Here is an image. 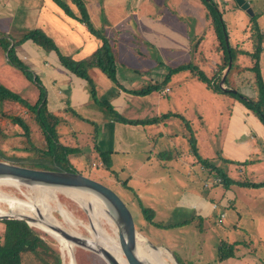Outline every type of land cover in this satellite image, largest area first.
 Masks as SVG:
<instances>
[{"label":"rangeland","instance_id":"1","mask_svg":"<svg viewBox=\"0 0 264 264\" xmlns=\"http://www.w3.org/2000/svg\"><path fill=\"white\" fill-rule=\"evenodd\" d=\"M70 1L66 0L65 2L70 3ZM84 1L91 7L90 13L94 18L92 20L94 27L99 29L103 34H107L108 32L109 24H107V21H111L112 15H136L135 10L138 11V5L140 3V0ZM150 1L152 2L154 0ZM167 1L166 4H168ZM216 1L218 8L225 14L228 30L231 29V34H235L237 31L233 29L237 28L240 22L239 16L235 14L239 12L245 15V17H247V14H243L242 10L237 8L238 6L235 4V0ZM248 1L251 3L257 15L254 21L256 20L258 27L264 29V0ZM46 2L50 5L51 0H20L17 3L11 2V0H0V15L8 16L7 19H0V71L6 76L4 79L0 74V80L9 88H12L16 92L18 91L21 96L27 98L32 104L35 103L38 97V88L31 82L32 80L27 79L30 85L22 90L21 83H17L16 79L11 78L5 71V67L3 66L10 65V63L4 43L7 40H15L17 42L15 52L18 54L24 42L22 38L33 29L39 28L34 26L37 19L36 15L43 14L46 9ZM157 2L161 6V9L158 8V5L156 8V4L152 3V5L160 12L163 9V0H157ZM201 2L204 3L203 0ZM53 3L55 2L53 1ZM42 4L43 8H41ZM70 6L73 9L71 3ZM45 14L51 15V8L47 9ZM54 15H60V13H54ZM248 19L251 20V18ZM7 23L14 28L10 30L12 31L11 35H9L10 33L6 34V29H3V25ZM63 23H65V20ZM120 23L119 27H125L124 21H120ZM65 25L67 24L63 26ZM253 25L254 23L246 29V33L241 35L242 43L239 44L240 48L245 46V49L246 47L254 45L252 36L255 35V28ZM59 30L55 31V38L58 41L61 38ZM19 31L21 33H16ZM138 33H140L138 29H131L123 32L120 35L121 37H119L121 44L125 46V50H123L125 54L118 52L120 63L129 66L131 64L132 70H135L136 75L140 76L136 78V83L132 90L144 89L157 82L156 77L160 78L162 74L166 75L170 69L174 70V68L184 66L188 62L186 57L188 53L179 50L181 47L164 45L161 48H155L149 43L145 35ZM119 38L117 39L119 40ZM125 38L128 41H124ZM19 40L22 41L18 42ZM89 44L94 49L85 56L70 55L63 47H60L59 50L64 55L72 56L76 60H82L92 55L96 51L95 49L102 44V40L94 37L93 42ZM47 53L49 56H52V52ZM150 59L153 60V63L149 61ZM262 59V62H264V58ZM26 64L31 71L35 70H33L29 62H26ZM119 72L117 79L121 80V67H119ZM178 72L179 75L177 77H175L176 75L172 76L171 81L168 82L171 91H162V96L166 95V97L161 102L156 98L155 92L145 96L132 93L130 105H126L121 110L116 109L111 103L110 96L106 95L104 97L108 102L110 101L113 109H116V113L120 117L125 118H122L123 121L141 120L145 122L144 125L147 133L152 139L150 140L152 144L157 145V149L152 154V157H149L150 155L142 153L144 151L138 149V158L144 162L143 168L137 167L136 159L128 153L122 154L120 151L110 152V150H106V147H110L106 144L101 147L99 152H97V149H99L98 146L97 149H92L94 151H89L88 147L92 142L95 145H99L96 137L97 129L94 124L73 115L72 118H70V115H67L69 118L66 119L62 117L59 111H54L62 117L63 123L61 130L68 132L67 141L71 138L68 142L72 145L76 143L79 146V151H74L76 147L72 148L74 152H71L70 156V169L73 172H78L100 182L118 193L129 206L138 232L147 236L148 241L153 245L158 247L162 246L168 251L169 257L166 258V261L169 264H264V186L258 187L255 184L244 186L237 183L238 181H248L251 183L264 182V148H261L259 143V132L255 129L251 130L252 133L247 135V139L255 145L251 150L252 154L249 152L247 157L237 159L239 161L238 163H241V167L235 163L226 164L228 160L227 155H229L228 157L233 158V156H236L237 158V155H235L236 150L230 151L228 148L226 151L224 149V140L232 114L231 106L233 101L229 96H224L223 94L207 89L202 83L191 77V71L180 70ZM89 74L91 77L96 78L94 80L95 96L102 99L100 96H103L105 91L109 92L108 88L110 86L114 87V84L111 82L112 80L99 68L90 69ZM248 83H251V81ZM33 87L36 89L35 91ZM117 89H119L118 86ZM4 109H7V107L5 106ZM104 109L109 114L108 108L104 106ZM159 116L163 117L160 122H151L153 118ZM123 121L119 122L122 123ZM27 122L33 132L31 136L32 140H42L44 136L37 123L30 119ZM260 123L262 122L260 121ZM256 124H259V122L257 121ZM260 129L259 131L262 134L261 131L264 128ZM16 131L17 129L15 128L13 132L15 133ZM91 132L94 133L91 134ZM251 134L253 137L250 139L249 136ZM76 135L77 141L74 137ZM120 135L118 137L119 140L121 139V145L123 143L125 145L132 144L133 135L129 130L122 132ZM242 135L246 136L244 133ZM181 137L186 138L187 142L178 141ZM192 138H194L193 144L195 145L193 150L197 153L199 159L209 162L213 158L217 161L221 160L220 164L222 165L219 166L223 168L228 167L230 177L236 181V183H233L227 189L229 193L234 192L237 196L236 210L227 209L225 218L220 217L217 210L211 217H204L197 214L193 203L190 204L191 197L185 194L193 185L192 182L198 181L197 177L201 180L198 182L202 184L205 177H202L203 179L201 178L202 167L200 163L194 167V173L189 172L187 165L174 163L180 149L178 147L174 149L172 147L173 144L169 140L178 142L176 145L181 146V151H184L187 156V154H192V147H190ZM62 141L64 142V140ZM11 142H14V145L16 144L18 147L21 146V143L18 144L16 140H11ZM163 143H165L164 146ZM257 144L260 150H257ZM101 153H111V157L105 164H102L103 159L101 158ZM131 171H134L137 175H132ZM144 176H147L149 179H143ZM211 176L215 175L212 174ZM210 180L212 181L214 178ZM205 186H207V183H205ZM19 187L20 189L13 185H7L3 182L0 183V190L7 195H15L24 201L35 200L33 187L26 185ZM200 188L203 189V187ZM54 190L55 194L53 198L48 200L49 205L54 208L52 211L53 216L63 227L78 233L82 237L92 238L87 226L93 220V211L82 207L73 198L68 196L66 192L64 193L58 189ZM203 190L202 192L207 199L212 198L214 194L217 195V198H220L225 192L224 188L218 185L212 190ZM251 206L255 207L251 208ZM0 208L9 211V206L3 201H0ZM142 208H151L154 213L153 217L150 219L149 212H144ZM250 208L253 209L252 214H246L249 225H247V221L240 223L235 221L237 210L245 211ZM61 209L68 211L74 221L65 219ZM14 212L20 213V210L14 208ZM12 216H15L14 219H19L21 214ZM31 216L36 219V222H40L36 214ZM97 218L106 232L116 237V228L113 221V224H110L108 219L102 215L97 216ZM3 220V217L0 216V235L4 227ZM30 226L41 231V236L54 249L60 251L62 264H70V259L67 256L68 253L62 247L61 241L32 222ZM222 242L232 244V248L235 251L236 259L230 263L229 261L231 259H227L224 263L218 260L219 246ZM149 246V249L153 251L150 243ZM71 249L73 250L76 264H109L102 255L90 249L78 245H73ZM31 257L32 255H29L26 258L31 259Z\"/></svg>","mask_w":264,"mask_h":264},{"label":"crops","instance_id":"2","mask_svg":"<svg viewBox=\"0 0 264 264\" xmlns=\"http://www.w3.org/2000/svg\"><path fill=\"white\" fill-rule=\"evenodd\" d=\"M166 1L167 0H163V9L160 10V12L156 10L157 5L158 8L161 9V6L158 4L157 0H154L152 2L150 0H140V3L138 5V11L135 10L136 15H112L111 21L109 20L107 21V24H109V29L106 35L109 38L112 37L119 38L121 37L120 35H122L123 32L129 31L131 29L134 30L138 29L140 31V33L138 34L145 35L149 43H151V45L154 46L155 48L157 47L161 48L164 45L181 47L179 50L188 53V55L186 56L188 62L185 64L194 63L198 65L200 68L206 69L207 65L210 62L205 61V57H208L209 55L215 58L213 48L215 49L214 44L217 41V37L211 23V16H210L211 14L207 5L204 4L205 3L204 1H203L204 3H202L201 0H168L167 1L168 4H166ZM214 1L217 3L216 0ZM11 2L17 3L20 2V0H11ZM152 3L156 4L155 6L156 8L152 5ZM54 4L55 3H53L52 0L50 5H48V2H46V9L42 15H36L37 19L34 26L39 27L49 36H51L55 40L58 47L59 48L63 47V49L66 52H68L70 55L73 54V55L85 56L90 52H92L94 48L89 43H92L94 37L96 38V36L90 33V31L86 28L84 24L70 17L57 4L55 5ZM235 4L237 5V3ZM87 7L90 12L91 7L88 5ZM41 8H43V4L41 5ZM49 8H51V15H46L45 14L46 10ZM237 8L242 10L239 6ZM219 10L223 13V19L226 22L224 12L220 8ZM170 11H174V12H170ZM54 13L57 14L60 13V15H54ZM242 13L247 14L246 15L247 17H245V15H242L239 12L235 14L240 18V22L238 23L239 26L233 29L236 30L237 32L232 35L230 32L231 29L228 30L229 41L234 46L242 43L241 35L246 33V29L248 28V26L251 25L249 21L250 19L248 18H251L252 16L249 15L244 10H242ZM255 13L256 12L254 10V14ZM7 17L8 16L6 15H0V19L3 18L7 19ZM90 17L91 20L94 19L91 13H90ZM64 20L65 23H63ZM120 21L125 22V27L122 28L119 27L121 24ZM64 24L67 25L63 26ZM3 29H6L5 30L6 34L10 33L9 35H11L12 31L10 30H13L14 28L13 26H9L7 23L3 25ZM58 29H60L59 31L61 36L59 41L55 38V31H57ZM260 30L261 33L264 34V29L260 28ZM16 33H21V31ZM124 41H128V39L125 38ZM196 44L197 46H195ZM244 47L245 46H243V49ZM251 48L252 45L246 47L245 49L250 50ZM123 50H125V46L121 44L119 38L118 52H120L121 54H125ZM18 56L22 58V60L25 61V63L29 62L33 70L35 69L37 71L36 72L34 70L35 74L39 77L42 84L46 88L48 94L47 97L48 108L52 112L59 111L63 118L65 117L66 119H68L69 117L67 115H70V118L76 116L80 119L82 118L94 124V126L97 129L96 131L97 143L99 142L100 146L95 145L92 142L88 147L89 151H91L92 149H97L98 146L99 149H97V152H99L101 147L104 144H106L107 146H110V147H106V150H110V152L120 151L122 152V154L128 153L129 155L133 156L136 159L137 167L139 168L144 167V162L138 158L139 156L138 149L140 151H144L142 153L145 154L147 153L148 155H150L149 157H152V154L156 152L157 145L154 143L152 144L151 141L152 139L150 135L147 133L144 124L141 123L129 124L124 122L120 123L119 121H117V119H115L116 116H114L112 113H109L108 111L109 114H107L104 109V106L96 104L92 96L90 84L88 83V81L83 78L77 77L72 72L68 71L62 65L61 61L58 59V56L56 55L55 52L52 51V56H49V54L44 49L36 45L33 41L26 40V42L25 41L23 42L22 49L18 53ZM72 58L76 60V58L74 57ZM262 58H264V43H263V52L261 54V71H262V76L264 78V62H262L263 60ZM149 61L153 63V60L150 59ZM251 63H252L251 57L248 56L245 57L244 55L239 57V64L242 67L249 66L251 65ZM3 67H5V71L10 75L11 78L16 79L17 83L19 84L21 83L22 90H24L25 87L30 85L29 82L27 81V78L18 69L14 68L12 65L9 64ZM119 67L122 68V78L121 80H118L120 85L118 86L119 89H117L116 84L113 81H111L114 84V87L110 86L108 88L109 92L105 91L104 95L103 96L101 95L100 97H102V99H105L104 97L106 95L110 96L111 97V98L109 97L110 101L115 106V108L123 110V108L126 105H130V102L132 101V91H133L132 89H134L136 78L137 77L139 78L140 76L139 75L137 76L136 71L132 70L131 64L129 66L120 63V58L118 56L117 75L120 73ZM0 74L4 79L6 78L3 72L0 71ZM240 74L238 75L235 74L233 76L234 83L239 85L241 89H243V91L246 92L247 94L249 92H250L249 94H254L253 90L251 89L252 88L251 83L252 82L254 83L255 75L250 71H245L244 73H240ZM166 75L162 74L160 78L156 77V81L157 82L163 81ZM175 75H176L175 77H177L179 73ZM92 79L96 80L95 77L94 78L92 77ZM195 80L197 81V79ZM249 81H251V83H248ZM0 83L7 86L5 83L2 82V80H0ZM34 84L36 85V83ZM167 86L168 87L166 88V92L171 91L170 85L168 84ZM37 88H38V94H37L38 97L36 101L40 96V89L38 86ZM10 89L13 90L12 88ZM33 89L34 91L36 90L34 87ZM155 93H156V98L159 99L160 102L164 100L166 97V95L162 96L163 95L162 92H155ZM229 98L233 101L231 106L232 114L229 125L227 126V135L224 140V149L226 151L228 148L230 149V151L236 150L237 152L235 155H237V158L236 156H233L232 158V157H228L229 155H227L226 157L228 159L227 160L228 162L226 161V164L235 163V164H239V166L241 167V163H238L239 161H237V159H243L247 157L249 155V152L252 154L251 150L255 145L247 139V135L252 133L251 130H255V129L258 130L259 138H260L259 143L261 148H264V129L261 131L262 134L259 131L261 130L260 128H264V124L260 123L261 120L258 119V117L254 115L249 109H247L242 102L235 100L231 97ZM257 121L259 122V124H256ZM126 130H129L133 135L132 136L133 140L131 145L128 144L125 145V143H123L122 145L120 144V140H121V139L119 140V137L121 136L120 134L122 132H125ZM61 133L63 134V137L61 139L64 140V143L70 145L71 148L76 147V149L74 150L79 151L78 149L79 146L76 143L75 145H72L68 142L71 138L67 141L68 132L61 130ZM93 133L91 132V134ZM242 133H244L246 136H243ZM74 137L75 140L77 141L78 140L76 139L77 135ZM252 137L253 136L251 134L249 138L251 139ZM170 141L173 144L172 147H174V149H176L177 147L180 149V151L177 150L178 155L177 158H175L174 163L175 164L179 163L183 165L185 164L187 165L189 172L194 173L195 171L194 167L199 163L198 159L194 156L192 152H191L192 154L190 153L191 155L187 154L186 156L185 152L181 151L182 147L176 145V143L178 142L169 140V142ZM178 141L187 142L186 138H182V137L181 139H178ZM164 145L165 143H163V146ZM168 145L170 146L169 143ZM256 147L257 150H260L258 144L256 145ZM110 154H109V158L111 157ZM101 158L103 159V156H101ZM210 162L222 168L225 171V173L230 177L229 175L230 170L228 169V167L223 168L219 166L222 165L220 164L221 160L217 161L215 160V158H213L212 161ZM218 162L219 164H217ZM102 164H105L103 160H102ZM201 167H202L201 178L205 177L203 184L198 182L201 180L197 177L198 181H193L192 182L193 185L189 188V190H187L185 194L186 196L191 197L190 204L193 203V207L197 210V214H200L201 216L204 217H211L212 214L215 213V211L217 210L220 217L225 218L224 216H226L227 214L226 212L227 209H235L237 196L234 192L229 193L227 190L229 188L224 187V185L222 184L221 185L218 184V186L224 188L225 190L223 196L217 198V195L214 194L212 198L207 199L204 196L202 190L203 189L212 190L217 186V184L214 183L216 179L215 178L216 175L211 176L212 174L214 175L215 173L213 170L204 167L202 164ZM131 173L132 175L135 176L137 175L135 174L134 171H131ZM212 178L215 179L211 181L210 179ZM143 179L146 180L149 178L147 176H144ZM205 183H207V186H205ZM200 187H203V189H201ZM255 206H251V208ZM251 208L245 211L237 210L235 221L238 223L247 221V225H249L248 217L246 214L249 213L252 214L253 209ZM233 260H235V258H232L229 261V263L232 262Z\"/></svg>","mask_w":264,"mask_h":264},{"label":"trees","instance_id":"3","mask_svg":"<svg viewBox=\"0 0 264 264\" xmlns=\"http://www.w3.org/2000/svg\"><path fill=\"white\" fill-rule=\"evenodd\" d=\"M53 1L67 15L84 24L90 33L102 40V44L89 57L83 60H74L72 57L62 54L55 40L40 28L33 29L22 40H31L45 51L55 52L62 65L68 71L88 81L96 104L107 107L109 113L116 116L115 119L123 121L125 118L120 117L116 113L110 101L108 102L106 99H100L95 96L94 80L89 74L90 69L99 68L117 86H120L117 79L119 40L117 37L109 38L106 34H103L99 29L94 27L90 12L84 0H71L70 3L73 9L70 3L65 2L66 0ZM203 1L210 11L211 23L217 37V41L214 44L215 49L213 48L215 58L209 55L205 57V61L210 62L206 69L200 68L194 63L184 64V66L176 67L174 70L170 69L163 81L151 84L141 90H133L132 93L145 96L152 92L165 91L172 75L178 74L180 70H189L191 71V77L197 79L207 89L242 102L264 124V78L261 71L264 34L261 33L256 20L254 21L257 15L255 13L250 20L251 25L254 23L253 26L255 28V35L252 36L254 45L250 50L243 49L239 47V44L235 46L231 45L226 22L223 19V13L218 8V4L214 0ZM226 37H228V45L225 39ZM16 45L17 42L15 40H7L4 43L5 51L8 52V61L10 65L22 72L28 80L36 83L40 89V96L32 104L27 98L21 96L20 93L0 83V160H6L32 168L71 171L70 154L75 150L73 151L70 145L61 141L63 137L61 133L62 117L48 108L46 88L35 72L31 71L27 64L16 54ZM242 55L251 57V65L242 67L239 64V57ZM230 60L232 64L224 78L223 87L220 81ZM245 71H250L255 75V81L251 88L254 94H247L239 85L234 83L233 76ZM5 106L7 109H4ZM161 118L163 117H155L151 122L158 123ZM29 119L35 121L40 127L41 133L44 136L42 140H32L31 136L33 132L27 122ZM123 122L130 124L145 123L141 120H125ZM15 128L17 131L14 133L13 130ZM193 139H191L190 147H192V153L196 156L198 162L204 167L213 170L215 172L214 175H216L215 178L219 177L221 179V182L214 183L217 185L222 184L227 188L233 183H236L222 168L209 161L198 158L197 153L193 150L195 147ZM11 140H16L18 144L21 143V146L14 145V142H11ZM108 154H102L104 163L108 162ZM237 183L244 186L252 184L258 187L264 186V182L251 183L248 181H238ZM142 209L144 212H149L150 219L153 217L154 213L151 208H146L149 210ZM2 222L4 223V227L0 235V264H24V262L26 264H62L60 251L54 249L41 236V231L36 230L23 219H4ZM29 255H32L31 259L26 258ZM235 257L236 255L232 244L222 242L219 246L218 260L224 263L227 259L230 260Z\"/></svg>","mask_w":264,"mask_h":264},{"label":"water","instance_id":"4","mask_svg":"<svg viewBox=\"0 0 264 264\" xmlns=\"http://www.w3.org/2000/svg\"><path fill=\"white\" fill-rule=\"evenodd\" d=\"M237 5L249 15H254L253 7L248 0H235ZM228 45V37L225 38ZM231 60L225 73L220 81L223 86L224 78L231 67ZM235 91V90H234ZM16 181L28 187L44 186L53 189H69L84 193L93 194L100 199L102 204L108 208V212L116 228V237L119 245V255L125 259L126 264H155L153 262V252L147 247V258H144L139 253L140 237L142 235L138 232L135 224L133 214L127 203L116 193L112 188L93 180L85 175L73 171L63 170H47L32 168L24 165L15 164L6 160H0V182ZM3 219H14L15 216H2ZM19 219L25 220L31 225L33 217L28 215H21ZM37 217L40 222H45L44 215L38 212ZM18 218V217H17ZM92 230L90 231L92 238L82 237L78 233L71 231L60 225L50 226L56 233H58L66 242L73 245H78L83 248L90 249L104 257L109 264H121L120 259L111 252L108 248L98 245L100 238L95 227L90 221ZM44 230V229H43ZM46 231V230H44ZM48 232V231H46ZM50 233V232H48ZM52 234V233H50ZM54 235V234H52ZM55 236V235H54ZM59 241L61 239L55 236ZM154 250H159L160 247L149 242ZM71 255L74 253L71 249ZM152 255V257H151ZM76 261V259H75Z\"/></svg>","mask_w":264,"mask_h":264},{"label":"bare ground","instance_id":"5","mask_svg":"<svg viewBox=\"0 0 264 264\" xmlns=\"http://www.w3.org/2000/svg\"><path fill=\"white\" fill-rule=\"evenodd\" d=\"M3 183L7 185H13L19 189H20L19 186H22V184L16 183V181H11L12 184H9L6 181H4ZM58 190L63 191L64 193L66 192L68 196L73 198L82 207L88 209L89 211H93L92 212V218H93L92 225L95 227L97 233L100 236V238L97 239L98 245L108 248L111 252H113L120 259L121 264H126L125 259L119 255V245H118L117 237L109 235L97 220L98 219L97 216L99 217V215H102L103 217L108 219V222L110 224H113L109 213H107L108 208L105 206V204L104 203L102 204L100 199L93 194L84 193V192H80L76 190H69V189H58ZM33 191L35 193V198H34L35 200L34 201H31V200L24 201V200L19 199L15 195L14 196L7 195L0 190V201L7 203V205L9 206V211H6L0 208V216H5V215L12 216V215H19V214L34 216L35 214L37 215L38 212H41L44 215L45 222H38V221L36 222L33 220L30 222L36 224L41 229H44L54 234L55 236L59 237L62 242V247H64L65 252L68 253L67 256L70 259V264H76V261L73 255H71V248L73 247L72 244H70L69 242H66L58 233L54 231V229H52V227H50L52 225L62 226L52 214V211L54 208L48 203V200L53 198L55 194V190L53 188H48L44 186H35L33 187ZM14 208L19 209L20 213L14 212ZM61 211L65 219L69 221L71 220L74 221V219L70 216L68 211H66L65 209H61ZM87 227L90 231L92 230V227L90 226V224ZM139 237H140L139 253L142 257L147 258L146 250H147V247H150L149 241L144 235H139ZM152 252H153V258H154L153 262L155 264H169L168 261H166V258L169 257V253L165 248L160 247L159 250L153 249Z\"/></svg>","mask_w":264,"mask_h":264},{"label":"built area","instance_id":"6","mask_svg":"<svg viewBox=\"0 0 264 264\" xmlns=\"http://www.w3.org/2000/svg\"><path fill=\"white\" fill-rule=\"evenodd\" d=\"M214 182H215V183H219V182H221V179L218 177V178L215 179Z\"/></svg>","mask_w":264,"mask_h":264},{"label":"clouds","instance_id":"7","mask_svg":"<svg viewBox=\"0 0 264 264\" xmlns=\"http://www.w3.org/2000/svg\"><path fill=\"white\" fill-rule=\"evenodd\" d=\"M223 86H224V84H223Z\"/></svg>","mask_w":264,"mask_h":264}]
</instances>
